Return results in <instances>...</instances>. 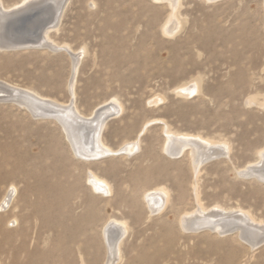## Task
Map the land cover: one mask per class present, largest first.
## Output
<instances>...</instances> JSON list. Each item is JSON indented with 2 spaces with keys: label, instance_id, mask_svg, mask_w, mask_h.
I'll use <instances>...</instances> for the list:
<instances>
[{
  "label": "rangeland",
  "instance_id": "374dc122",
  "mask_svg": "<svg viewBox=\"0 0 264 264\" xmlns=\"http://www.w3.org/2000/svg\"><path fill=\"white\" fill-rule=\"evenodd\" d=\"M63 7L56 25L54 11H47L22 27H0V88L29 89L76 106L87 118L105 106L99 138L96 128L80 123L75 144L114 153L75 154L54 117H33L0 98V173L22 160L21 169L0 181V198L12 183L19 190L0 228L18 242H48V264H105L101 230L110 218L128 227L116 264H264V180L239 174L264 149V0H67ZM172 13L169 34L164 25ZM31 31L81 52L75 94L74 56L41 45ZM208 139L212 144L203 150ZM133 141L138 148L124 147ZM216 144L223 152L203 157L220 152ZM198 155L205 159L196 166ZM262 164L254 167L264 172ZM90 171L111 192L95 191ZM40 185L38 194L33 187ZM159 187L168 201L153 212L144 196ZM215 205L234 212L224 219L236 230L221 235L182 227L183 215ZM19 256L25 264L26 254Z\"/></svg>",
  "mask_w": 264,
  "mask_h": 264
},
{
  "label": "bare ground",
  "instance_id": "6f19581e",
  "mask_svg": "<svg viewBox=\"0 0 264 264\" xmlns=\"http://www.w3.org/2000/svg\"><path fill=\"white\" fill-rule=\"evenodd\" d=\"M29 1H31V0L21 1L19 3L14 4L13 5L14 7H13V6H5L2 3V1L0 0V5H1L0 6V21H1V25L5 21H7V19L10 17V15H11L10 10H12L13 8L17 9L18 7H20L19 5L22 2L23 3H27ZM47 1L53 2V4H55L56 6H60L62 4L61 2L63 0H44L41 3H39V4H36V3L33 4V6L32 5H30V6L27 5L26 8L23 7V10L16 11L13 14H16V13L21 12V11L33 9V8H36V7H40L42 4L46 3ZM173 1H175V0H173ZM173 13H172L171 17L169 18V20H166L168 22H166L165 25H164V31L166 33H169L170 30H172L170 23L173 22V19L175 20V18H174L175 15L173 16ZM51 16H53V15H51ZM179 25H180V23H179ZM0 27H2V26H0ZM172 27H174V26H172ZM44 42H45L44 44H47L50 47H55V48H59L60 47V48L64 49L65 51H67L70 55L74 56V58H75V59H73L74 60V65H73L74 66L73 67L74 74H73L72 80L70 82V91H71L72 94H75L74 87H75V81H76V72H78L77 69H78V66H79V63H80V59H81V55H82L81 52L74 51L71 48V46L68 45V44H65L63 46H56L57 44H55L53 41H51L48 38H45ZM11 86H13L15 88V90H7V89H4L3 87H2L3 89L0 88V94H1L0 98L8 100V101L10 100L11 102L19 104V105H23L27 109L29 114L31 116H33V117H40V118H44V117H48V116L54 117V119L59 121L62 124V126L64 127V129L66 130L67 136L71 140V142H72V144L74 146L75 154L81 155L83 157L87 156V158H88L90 156H101V155H103V156L106 155L107 156L110 153L111 154L114 153V150L110 149L108 147L100 149V151H97V150L93 149V151H91L89 153L88 150L87 151H83V150H80L81 148L78 149V147H77L78 145H76V144H78L77 140L79 139V135H80V132H79L80 131L79 130V126H80L79 124L80 123H89L91 125V127H94V129L96 128L97 131L95 133V137L99 138V134L97 133L98 132V128L103 123L102 122L103 120L100 118L99 111L102 110L105 106L104 107H99L98 109H96L94 111V112H96L95 116H93V117L89 116L87 118V117H85V116H83V115H81L80 113L77 112L76 106L71 107V105H69V106L62 105V104H59L56 101L51 100L49 98H44L42 95L34 94L29 89L22 88V87H19V86H15V85H11ZM8 91H10L13 94H10ZM51 107L53 109H51ZM63 113H67V116H65V114H63ZM101 116H103V115H101ZM67 117L69 119H67ZM77 126H78V129L76 128ZM102 129H103V126H102ZM142 129H143V127L141 128V130L139 132H141ZM87 134H89V133H87ZM100 135H102V134H100ZM168 135H169L168 138H170L174 134L169 132ZM183 136H185V135L183 134ZM195 137H197V135ZM85 140H83V141H85ZM186 140H187V137H186ZM205 140H207V139H205ZM88 141H89V138H88ZM135 141L125 145L124 147H127V148H130L132 150H135L136 148H138V145H137V143ZM75 142H76V144H75ZM202 142H203L202 139L199 140L197 138V143L201 144ZM95 143H96V140H95ZM204 144L205 145L202 148L203 150L207 149L208 145L211 146L212 143H210L209 139H208V142H205ZM220 144H222V143H220ZM220 144L219 145H217V144L215 145L216 147L218 146V148L221 147V150H219L220 148L218 149L220 152H217V151L214 150L213 152H209L211 154H209L208 156H203V157H210L211 155H214V154H217V153L219 154V153L223 152V150L225 148L223 146H220ZM81 145H82V143H81ZM195 145H196V143H195ZM102 146H103V144H102ZM123 149H125V148H122V150ZM166 150L169 153L173 152V151L171 152V142L167 144ZM199 151H201V150H199ZM195 153H198V152H195ZM193 154H194V152H193ZM203 157L198 155V157H196L197 159L196 158H195L196 160L194 159L195 163H196V166H198L202 162V160L205 159ZM263 161H264V149H261V151L259 153V162H256L254 164H250V165L246 166L244 169H242L240 171L239 174H244L246 176L247 175H252V176H254V177L258 178V179L264 180V172H262L259 169H256L254 167V165L257 166V164L259 165V164L263 163ZM8 162H9V157H8V149H7L6 152H5V155L3 157V161H2L3 168H5V166H6V164ZM21 162H22V160H20L18 158V159L15 160L14 165H13L14 167L12 169L8 170V169L5 168L6 170L3 173H0V181H2V179L7 178V176L11 175L15 170L21 169L22 168ZM262 165H264V164H262ZM89 176H90V178L88 177L89 181L91 183L92 188L95 191L99 190V191H101L103 193L111 192V187L107 183L106 180L100 179L97 175H95V173H93L91 171L89 172ZM41 181L44 182V179H42ZM41 186L42 185L33 187L34 190L38 194H41L43 192V189H42ZM18 193H19V190H18V187L16 186V184L12 183V184H10V186H8V188L6 189V191L4 192L2 197L0 198V220H3L4 219L3 217H5V215L7 213L12 212V210H13L12 208L15 206L16 201H17ZM144 197H145V199L147 201L146 203L148 204V206L151 208V210L153 212H155L157 209L162 208L167 203V201H168V192L164 188H160L159 187V188H155L153 190L152 189L148 190V194L145 195ZM209 209L200 206V209H197V210H195L192 213H186L185 215H183V217L180 218L181 219L180 222H181L182 227L184 229L192 230V231H200V230L210 229L212 231L214 230V232H217L218 234H221V235H223V233H226L228 231H233L236 228V227H232V226L228 225L226 223L227 220L224 219L225 217L229 218L228 213H230L232 211L231 209H224L222 206H219V205L213 206L211 208V211H209ZM224 211H226V212L229 211V212L226 213ZM238 212L242 213L240 211H238ZM33 213L34 214L37 213V210L34 209ZM231 213H233L232 215H234V212H231ZM244 213L246 214V212H244ZM238 214H236V216H238ZM232 215L230 217L231 218H235V216H232ZM10 221H14V222L16 221L17 222L18 220H17V218H14V220H10ZM10 221H8V223ZM255 224H257V223H255ZM245 226L246 227H244V228L242 227L241 228V230H240L241 233H239L241 239H243V240L246 239V232L250 230L251 225H247L246 224ZM127 232H128V227L126 226V224L121 222V221H118V220H116L114 218H110L104 223V225L102 226L101 233H102L103 241H104V244H105V247H106V259H105L106 262H105V264H116V263H118V262H120L122 260V253H121L122 252V243H123V239H124V234H126ZM10 233L11 232L9 231V228H7V227L0 228V236H4L5 239L8 241L7 242L8 243V247L5 248L2 245V240L0 239V264H19V263H21V259H20V256H19V252H21V251H23L26 254V260L24 262L25 264H48V262H49L48 261L49 260V254H50V247H48V245H47L48 242H46L45 246H43V247H40L39 242L36 241V239L35 240L32 239L30 241L31 242L30 243L26 239V237H24L23 239L20 240V242H18V240L16 238H14ZM255 244H256V242L254 241V243H252V246L255 245ZM93 245H95V243ZM4 254H6V255H4ZM140 264H145V263L141 262Z\"/></svg>",
  "mask_w": 264,
  "mask_h": 264
},
{
  "label": "water",
  "instance_id": "95a60500",
  "mask_svg": "<svg viewBox=\"0 0 264 264\" xmlns=\"http://www.w3.org/2000/svg\"><path fill=\"white\" fill-rule=\"evenodd\" d=\"M39 0H32L30 2H27L26 5H32V3H36L38 2ZM67 0H63L61 3V5L59 7H57L55 4H53V2L51 1H47L46 3L42 4L40 7H36V8H33V9H29V10H25V11H21V12H18L16 14H13L15 12H12L10 17L7 19V21H5L4 23H2V27H8V28H15L17 26L19 27H22L23 24H25L26 22H28L29 20H32L34 17H36L38 14H44L45 12L49 11V12H53L54 11V14L52 16V18L50 19V21L53 20V23L54 25H56L59 20H60V17L62 16V13H63V9L66 4ZM22 7H25V6H22ZM21 7V8H22ZM57 7V8H56ZM20 8V10H21ZM41 10L40 12H38V10ZM19 9L18 10H14V11H20ZM47 23H43V26H45ZM38 31H31L30 34H36V36L40 39L39 43L43 46H46L52 50H59L58 48H52L50 47L49 45L47 44H44V36L41 34V33H37ZM38 39V40H39ZM17 46V44H12L10 47H15ZM100 157V156H99Z\"/></svg>",
  "mask_w": 264,
  "mask_h": 264
}]
</instances>
